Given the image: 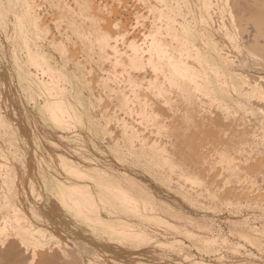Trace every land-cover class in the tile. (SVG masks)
Listing matches in <instances>:
<instances>
[{"label":"bare ground","instance_id":"1","mask_svg":"<svg viewBox=\"0 0 264 264\" xmlns=\"http://www.w3.org/2000/svg\"><path fill=\"white\" fill-rule=\"evenodd\" d=\"M42 1L53 12V27L42 20L46 13H40L37 1L0 0V50L8 49L15 64L14 76L21 88L24 85L33 109L28 115L31 126L40 121L57 130L60 138L76 146L75 151L83 158L81 151L86 152L87 144L96 149V139H110L107 149L112 158L118 162L120 158L122 166L125 161L128 169L140 171L154 185H161L163 180L166 185L167 180L169 189L177 190V197L191 201L194 210H203L206 217L217 214L216 208L225 205L230 208L229 216L235 218L244 202L254 215L264 214V204L256 201L257 198L249 203L248 198L238 197L234 202V198L221 200L216 194L219 187L247 191L257 184L256 172H249L247 164L264 154V0H143L141 4H146L148 9L147 15L140 16L135 48L126 47L123 38L117 43L116 30L109 31V24L101 23L107 13H101L93 0ZM123 14L121 11L120 16ZM18 16L24 18L23 27L18 23ZM145 18L149 21H144ZM145 36L149 38L145 40ZM18 52L24 53L22 60ZM92 70H96L97 76L91 77ZM105 98L112 103L113 110L104 124H116V131L107 130L110 126L100 127L103 112L100 118L93 115V109L99 111L109 106H103ZM8 128L10 124L0 115V135L8 133ZM15 132L9 135L17 137ZM210 133L214 136L220 133L219 140L203 143L201 134L206 138ZM32 137L35 145L31 150L40 155V136L34 131ZM178 138L188 146L189 141L196 143L193 155L198 160L192 154L189 156L193 148H177ZM5 148L0 144V232L26 231L42 244L46 242L62 249V254L53 247L41 249L47 258L82 264L83 260L75 253V243L68 242L66 237L55 238L38 224L36 206L42 194L33 183L24 192L23 188H17V167L10 162ZM188 156L193 159V165ZM182 157L188 162H183ZM46 159L47 166L51 163L49 153ZM56 163L69 181L56 179L53 184L48 178L44 179L45 185L73 222L79 238H87L86 232L91 230L126 250L124 259L109 260L101 256V261L109 264L119 261L123 264H264L262 258L260 261L227 259L224 252L219 253L222 259L207 263L202 257L204 251L208 255L219 239L214 234L206 236L214 231L210 221L183 219V214L171 207L167 219L166 211L142 189L134 188L139 184L129 176L115 181L108 172L92 173L63 154ZM29 164L33 165V161ZM217 173L222 175L223 183H218L219 177L217 181L210 179ZM260 177L263 181L264 176L260 174ZM89 184L94 185L97 194ZM193 193L195 198L189 197ZM182 221L188 224L183 225ZM231 225L228 226L236 230L241 241L259 253L264 251V226L254 224L246 229L237 223ZM157 234H169L170 241H158ZM10 239L15 241L17 249L28 254V249L21 247L14 234ZM183 241H192L198 255L183 251ZM152 243H161L162 249L170 247V258L152 259L149 250L158 245ZM174 250L186 260L174 258L171 255ZM92 261L88 264H95Z\"/></svg>","mask_w":264,"mask_h":264},{"label":"crops","instance_id":"2","mask_svg":"<svg viewBox=\"0 0 264 264\" xmlns=\"http://www.w3.org/2000/svg\"><path fill=\"white\" fill-rule=\"evenodd\" d=\"M35 1H41V0H35ZM40 13H41V11H40ZM43 46H45V45L43 44ZM44 48L46 49V47H44ZM4 55H6V56L4 57ZM17 56H18L19 60H22L24 58V53L18 52ZM0 57H1L0 58V65L2 64L0 66V69H1L0 70V74H1V76H0V83H1L0 84V94H1L0 110L3 108L0 111V115L5 117V119L10 124V128L7 129L9 132L8 133L6 132V134H2L3 136L0 135V144L6 147L5 148L6 149V155L11 157L10 162L14 163V165H16V167H17V169L15 171L17 173V174L15 173V175H17V181H18L17 182V188H19L20 190H21V188H23L21 191L24 192V189L27 188L30 185V183H33L37 192L42 194V199H41L40 203H38V205L36 206V209H37V211L39 213V217H40V221L38 224H40V226L44 230H46L47 233L55 236V238L62 240L63 238L66 237L68 242L75 243V245H77V247L75 248V253L78 257H80L81 261L83 260L82 264H88V262L92 261V260H93L92 262L95 264H97V263L98 264H101V263L102 264H104V263L109 264V261H101L100 257L104 256L105 258H107L109 260H111L113 258L115 260H117V259L126 258L127 254H126V250H124V247H122L120 245H116L114 242L109 241L105 237H101L99 234H97V232L95 233L91 230H87L86 235H85L87 238H85V239L79 238V236L76 234V231L74 230L73 222L70 221L68 216H66L64 209L56 201V199L54 197H52V194H51V192H49L48 188L45 185V181H44V179H48V178L53 180L52 181L53 184H54V181H56V179H60L62 182H68L69 181L66 178V176L64 175V173L59 169V167L56 163L58 160V156L61 154L67 156L70 160L75 162L79 167L86 169V170H89L92 173H96L98 170H104V171L108 172L111 175V177H113V179L115 181L116 180H118V181L124 180L128 176L133 178L139 184L138 186H135L134 188L138 189V191H140L142 189L145 193L150 195L151 198L154 200L155 204H157L161 210L166 211L165 217L167 219L170 218L169 212H170V207H171L175 212L182 213L184 216L183 219H186L185 217H187V218L193 217L196 219L198 218L200 221H204V222L206 221V215L203 212V210H201V209L194 210L195 207H193L191 205L192 204L191 201H184L183 199L179 198V196L177 197V194H178L177 190L176 191L170 190L169 186H167L168 185L167 180H166V185L164 184V180H163V183L161 185H154L153 181L145 179V177L142 176L140 171H132L131 169H128L125 165L126 164L125 161H123L124 164L122 163L123 164V166H122L120 158H119V162L117 160H115L114 157L112 158V155H110V153L107 149L108 145H110V144H108L107 140L111 141L110 139H103L104 141L106 140L105 142L102 140V138L96 139V141H97V143H96L97 145L95 146V147H97L96 149L92 148L89 144H87L86 152L81 151L83 153L82 155H84V158H83L82 156H80L75 151V150H77L76 146H74L73 144H69V143H67V141H65V139L60 138V133L57 130H53V129L47 127V125L45 123L42 124L40 121L35 122L33 124V126H31L30 122L28 121V115L30 112L33 111V109L27 100V96H26V93L24 90V85L21 88V86L19 85V83L17 82V80L14 76L15 75V64L12 61V58L10 57L7 48H3L2 50H0ZM7 73H9V74H7ZM11 78H12V80H11ZM87 95H89V94H87ZM8 96H9V98H8ZM90 97L92 98L91 95H90ZM109 106H110L111 110H110ZM109 106H106L104 108L101 107V109L99 111L96 108L93 109V115H95L99 118H100V115L102 112L105 115L104 119L101 118L100 127L102 129L104 127L106 129L107 127L110 126V124H109V126H106L107 124H104L105 118H109L110 113H112V110H113V106L112 105H109ZM108 109H109V111H108ZM114 109H116V108H114ZM119 114H120V112H119ZM14 119H16L17 121ZM15 122H16V124H15ZM111 125L113 127L110 126L109 128H107V130L116 131L115 129H117L116 128L117 125L113 124V123H111ZM32 128H34L35 133H37L40 136V143L42 146L40 155H38L36 152H34L33 149L31 150V147L32 146L34 147V145H35L33 137H32L33 132H34V131H32ZM19 129H21V130H19ZM118 129H119V127H118ZM14 131H16L15 133H17V137H13V135H11V134L9 135V133H13ZM19 131L22 132V134ZM104 132H105V130H104ZM7 144H9V145H7ZM23 144H24V146H23ZM11 146H12V148H11ZM105 146H106V148H105ZM8 149H9V151H8ZM17 149L19 151H16ZM29 149H30V151H28ZM47 153L50 154L49 162L51 160V163L46 166L45 162L48 161L46 159ZM30 161H33V165L29 164ZM23 172H24V174H23ZM25 180H27L26 183H24ZM89 185L91 187L92 192L94 194H97V190L95 189L94 185H92V184H89ZM160 187H162V188H160ZM189 197L195 198L194 193ZM172 203H173V205H172ZM193 211L195 214L193 213ZM182 222H184V223H182L183 225L188 224L185 221H182ZM54 223L57 225H55ZM97 235H99L100 237ZM157 236L159 238V239H157L158 241H165V240L170 241V235L169 234H166V235L165 234H162V235L157 234ZM162 237H163V239H161ZM92 242H94V243H92ZM106 242H107V244H106ZM100 243L102 245H100ZM98 247H100V248H98ZM106 248H107V250H106ZM110 251H111V253H110ZM94 252L96 254H94ZM102 252L106 253V254H103ZM83 262H85V263H83ZM117 263L123 264L120 261Z\"/></svg>","mask_w":264,"mask_h":264},{"label":"rangeland","instance_id":"3","mask_svg":"<svg viewBox=\"0 0 264 264\" xmlns=\"http://www.w3.org/2000/svg\"><path fill=\"white\" fill-rule=\"evenodd\" d=\"M95 3V5H97L98 7H100V12L101 13H104V11H102L103 10V8H104V6H106V5H111V4H113L114 2L118 5V3L119 2H121L120 0H93ZM101 1V2H100ZM119 1V2H118ZM128 1L129 2H131L132 4H135V6L134 5H132L131 4V8L129 9V8H126L125 10H127L128 11V13L127 12H125V10L124 11H122V12H124L125 14H123V15H121V16H125L124 18H126L125 19V22L131 17H133V18H135V16L137 15V14H135V13H139L140 14V16H142L143 14L144 15H147V11H145V10H147L148 8H147V5L146 4H141L142 2H143V0H135V3H134V0H123V2L127 5V4H129L128 3ZM149 2V1H148ZM37 4L38 3H40L39 4V7L41 6V8L39 9V11H41V14L42 15H44L45 13H46V16L42 19V20H45V22H49L48 24H50L51 25V27H53V23L51 22V17H53V12H51V10H49L48 9V7H46L45 6V3H43V1L41 0L40 2H36ZM138 3H140L139 5H136V4H138ZM141 6V7H140ZM42 7H46L47 8V10H46V8L44 9L43 8V10H42ZM136 7V8H135ZM144 7H145V9H144ZM134 8V9H133ZM139 8H142V9H138ZM134 10V11H133ZM141 10V11H140ZM43 11V12H42ZM132 13H131V12ZM145 11V12H144ZM142 12V13H141ZM134 13V14H133ZM126 14H130L129 16L128 15H126ZM41 15V18L43 17ZM52 15V16H51ZM107 15V14H106ZM49 18V19H48ZM146 19V20H145ZM145 19H143L144 21H146L147 22V20L149 21V19H147V18H145ZM146 22H144V23H146ZM148 24V23H147ZM140 29V28H139ZM139 29H137V32H138V30ZM54 32H55V30H54V28L52 29ZM137 34H139V32L137 33ZM78 55H80V53H78ZM97 69V68H96ZM95 72V73H94ZM91 77H93V75H95V76H97V72H96V70H92L91 71ZM94 76V77H95ZM105 100V103H103V106L104 105H112V103H110L109 102V100L107 99V98H105L104 99ZM108 102V103H107ZM255 106V108H256V106L257 105H254ZM212 133V132H211ZM211 133H210V135H211ZM220 133H216L215 134V136H214V134H212L211 135V137H210V135H208L206 138L205 137H203V136H205L204 134H201V135H203L201 138H204V140H203V143H205V140L208 142L209 141V143H210V141L211 142H217L218 140H219V135ZM218 137V138H217ZM181 138V137H180ZM180 138H178L180 141H178L177 142V148H179V150H180V148H182V149H184V147L186 148L185 150H188L189 148L192 150V148H193V150H192V153H189V156L191 155V156H193V158H195V160H198L194 155H193V152L195 151V148H196V143H193V141H189V143H190V145L188 146V145H186V144H183L184 142L183 141H181L182 139H184L183 137H182V139H180ZM193 137L191 136L190 137V139H192ZM212 138H213V140H212ZM215 138V139H214ZM236 138V137H235ZM188 139V138H187ZM190 139H188V140H190ZM210 139V140H209ZM217 139V140H216ZM224 139V138H223ZM224 140H226V138L224 139ZM179 143V144H178ZM188 143V144H189ZM186 145V146H185ZM181 146V147H180ZM194 146H195V148H194ZM189 149V150H190ZM178 150V151H179ZM182 151V150H181ZM184 152V151H183ZM187 157V160H190V162L192 163V165H193V163H194V161H193V159H191L190 157ZM185 157H182V161L183 162H186L185 160L186 159H184ZM188 158H190V159H188ZM260 158L258 157V160H259ZM255 160H257L256 158H254L253 160H250V161H255ZM188 162V161H187ZM186 162V163H187ZM185 163V164H186ZM191 163H188V165H191ZM196 164L195 165H197L198 164V161H196L195 162ZM247 166H249V164H247ZM247 169H249V167L247 168ZM250 171L249 172H252V173H255L256 174V176H255V180L257 181V184L255 185V187H253V188H250L249 190H247V191H244V190H238L237 188H233L232 186L231 187H228V186H225L224 188L225 189H222V188H218L217 190H216V194H217V197L218 198H220L221 200L223 199V200H226L227 198L229 199V200H231L232 201V198H234L233 199V201L235 202V199H237L238 197H239V199H242L243 197L245 198H248V202L249 203H251L255 198H257V200L256 201H258V200H260V201H262V203L264 204V180L263 181H261L262 180V178L260 177V174H257V172L258 171H256L255 169L252 171L251 169H249ZM212 175V174H211ZM217 175V176H216ZM257 175H259V177L257 176ZM217 177H219L218 179H220L219 180V182L218 183H223V177H222V175H220L219 173H217V174H213L212 175V177L210 176V179L212 178L213 180H216L217 179ZM258 177V178H257ZM217 179V180H218ZM216 180V181H217ZM259 184V185H258ZM228 188V189H227ZM259 188V189H258ZM253 189V190H252ZM256 189V190H255ZM233 190V191H232ZM218 191V192H217ZM228 191H231V193L230 192H228ZM235 191V192H234ZM228 192V193H227ZM241 193H243L244 195L243 196H241ZM230 194V195H229ZM221 195V196H220ZM222 195H223V197H222ZM242 197V198H241ZM244 198L242 199V200H244ZM263 199V200H262ZM243 205H240V206H242L241 207V210L238 212V214L236 215V217L234 218V217H231V216H229L230 215V212H229V210H230V208H227V207H229V206H225V208H224V206H221V207H219V208H216V211H218L217 212V214H212L211 215V213L209 214V215H207V217H206V220H208V221H210L212 224H213V226H214V231H213V233H210V234H206V236H210V235H215V236H218L219 237V239L213 244V246H212V248H211V250H213V249H216L217 250V248H218V250L216 251V250H214V251H211V250H209L208 251V255H207V251H204V254H203V258H204V260L205 261H207V263L210 261V260H217V259H222V257H220L219 256V253L221 254V253H223L224 252V254L227 256V259H231V260H237V258L239 257V258H241V259H243V260H245L246 261V259H249V258H252L253 260L254 259H256V260H259V259H261L262 258V260L264 261V251H261V253H259L258 252V250L255 248V247H253V246H250V245H248L247 243H244L243 241H241L240 239H239V237L237 236V234H236V230H234L233 228H230L232 225L231 224H234V223H237V224H240V228H244V227H246V229H248V228H252L253 226H254V224L255 225H257L258 224V226H264V214L263 213H257L256 215H254V213L251 211H249V210H247V208H246V204H248V203H242ZM245 204V205H244ZM246 208V209H245ZM223 209H225L226 211H227V213H225L226 211L225 210H223ZM243 209V210H242ZM245 210H247V212H245ZM223 211V212H222ZM248 215H247V214ZM225 216H224V215ZM252 214V215H251ZM263 214V215H262ZM246 215V216H245ZM254 215V216H253ZM211 216V217H210ZM245 216V217H244ZM249 216H251V217H249ZM263 216V217H262ZM208 217H210V218H208ZM223 217V218H222ZM238 217H240V218H238ZM244 218V219H242V218ZM212 218V219H211ZM225 218V219H224ZM229 218V219H228ZM253 218V219H252ZM255 218V219H254ZM257 218V219H256ZM220 219V220H219ZM242 219V220H241ZM252 219V220H251ZM248 220V221H247ZM255 220V221H254ZM218 221V222H217ZM237 221V222H236ZM217 222V223H216ZM222 222V223H221ZM253 222V225L251 224ZM228 223V224H227ZM259 223H261V224H259ZM249 224V225H248ZM230 227H229V226ZM248 227H247V226ZM218 226H219V228H218ZM229 227V228H228ZM216 229V230H215ZM217 229H219V230H217ZM222 229V230H221ZM231 229V230H230ZM226 230V231H225ZM228 230V231H227ZM232 231V232H231ZM235 231V232H234ZM223 232V233H222ZM234 232V233H233ZM227 233V234H226ZM231 233V234H230ZM225 234V235H224ZM235 234H236V236H235ZM232 235V236H231ZM220 236H223V237H227L225 240H221L222 238L220 237ZM229 237V238H228ZM231 237H232V239H231ZM237 238V239H236ZM187 239V238H186ZM230 239H231V241H230ZM238 239H239V241H238ZM233 241V242H232ZM183 242H185V247L183 248L184 250L183 251H185L187 254H194L195 256H197L198 254L196 253V250H195V247L194 246H192V241H183ZM170 243V242H169ZM44 244H46V245H48L49 243H44ZM152 244H155V245H157V246H154L153 248H151L150 250H149V252H151V255H153V258L152 259H155L156 258V256L157 257H164V258H168L169 256H170V247L169 248H161V246H163V245H161V243H152ZM220 244V245H219ZM228 244V245H227ZM50 245V247H48V248H46V249H44V248H42L43 250H49V249H51L52 247V249H54L55 248V250H57L60 254H62V249L60 248L59 249V247H54V244L52 245V244H49ZM188 245H190V246H188ZM214 245H216V246H214ZM246 245H247V247H246ZM219 246V247H218ZM239 246V247H238ZM227 247V248H226ZM238 247V248H237ZM243 249H242V248ZM194 248V249H193ZM233 248V249H232ZM238 250H237V249ZM242 250H241V249ZM251 248V249H250ZM156 251H155V250ZM247 249V250H246ZM254 249V250H253ZM159 250V251H158ZM167 252H166V251ZM178 250V253H179V249H177ZM195 250V251H194ZM222 250V252H220ZM230 250V251H229ZM249 250V251H248ZM256 250V251H255ZM161 251V252H160ZM166 252V253H164V252ZM28 252V251H27ZM158 252V253H157ZM177 251L176 250H174V251H172L171 253V255L172 256H174V258H179V259H181V258H185V257H183V256H181L180 254H178V253H176ZM193 252V253H192ZM212 252H214V253H212ZM239 252V253H238ZM242 252H244V253H242ZM256 252H258V253H256ZM154 253V254H153ZM157 253V254H156ZM169 253V254H168ZM181 253V252H180ZM236 253H237V255H236ZM255 253V254H254ZM163 254H164V256H163ZM174 254V255H173ZM190 254V255H191ZM252 255L251 257H250V255ZM263 256H261V255ZM159 255V256H158ZM258 255V256H257ZM260 255V256H259ZM176 256V257H175ZM208 256V257H207ZM215 256V257H214ZM200 257V256H199ZM198 257V258H199ZM211 257H212V259H211ZM170 258V257H169ZM208 258V259H207ZM217 258V259H216ZM258 258V259H257ZM226 259V258H225ZM185 260H186V258H185ZM260 261V260H259Z\"/></svg>","mask_w":264,"mask_h":264},{"label":"snow or ice","instance_id":"4","mask_svg":"<svg viewBox=\"0 0 264 264\" xmlns=\"http://www.w3.org/2000/svg\"><path fill=\"white\" fill-rule=\"evenodd\" d=\"M7 7L12 8L13 6L8 5ZM130 7L131 4L126 5L123 0H121L118 5L114 2L111 5L104 6L103 11L107 13V17L104 21H101V23H108L109 31H111V29L116 30L114 34H116L117 43L123 38L125 39L126 47L135 48L136 40L139 38L137 29L141 27L140 14L137 13L135 18L130 17L126 22L124 18L120 16L121 11ZM23 19V17H17L20 27H23ZM117 33H122V35ZM140 35H142V33H140ZM148 38L147 36L144 37L145 40ZM106 39H110V37H106ZM129 41H131V43H129ZM248 164L250 169H255L264 176V154L261 155L259 160L249 161ZM13 234L16 236L21 247L28 249L27 255L15 247V241L10 239ZM48 247L50 246L42 244L35 236L30 235L26 231L22 232L19 229L15 230L14 233L8 230L2 231L0 232V264H70L69 261H56L47 258L40 250Z\"/></svg>","mask_w":264,"mask_h":264}]
</instances>
